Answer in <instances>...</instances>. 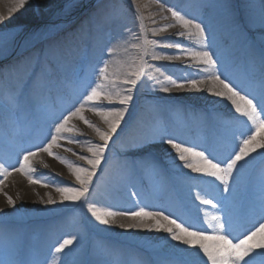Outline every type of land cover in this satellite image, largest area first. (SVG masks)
I'll return each mask as SVG.
<instances>
[{
	"label": "bare ground",
	"instance_id": "6f19581e",
	"mask_svg": "<svg viewBox=\"0 0 264 264\" xmlns=\"http://www.w3.org/2000/svg\"><path fill=\"white\" fill-rule=\"evenodd\" d=\"M222 4H227L228 9L220 7ZM19 6V0H0V20L3 21L0 40L2 36L8 37L7 42L0 43V102L4 103L0 106V119L9 116L4 117L8 120V129L0 120L1 163L9 167L16 165L17 154L26 149L20 142L40 144L48 134L50 114L60 115L70 107L72 97L69 99L66 93H73V101L76 99L77 82L82 80V74L88 81L95 79L102 92H111L113 105L118 106L117 94L122 96L128 87L123 81L136 73L134 99L121 122L124 132L114 147L110 142L111 150L105 153L110 158L101 164L93 178L89 202L104 210L137 207L161 210L178 222L183 220L207 229V234L212 233L208 222L214 215L230 214L234 222L246 216L259 218V205L264 196V157L259 153L264 149H258L248 158L242 171L241 189L225 201L224 197L229 194L221 192L219 182H213L214 189L209 188L208 178L200 174L192 173L200 177L201 183L190 192L179 175L181 171L190 170L177 166L170 145L145 137L167 128L174 138L186 144L207 146L211 143L223 152L230 143L231 131L227 124L234 109L229 102L207 92L212 83L210 79L198 85L204 91L172 88L170 93H164L155 90L170 86V78H181L192 72V69H184L185 64L190 63L193 69L204 66L187 55L179 59H152L153 55L180 50L165 48L159 43L145 45L144 39L156 42L177 39L192 45L190 50L195 51L198 39H189L187 35L179 37V32L187 30L166 8L203 20L215 34V45L227 59L232 80L237 85L241 81L247 84V73L253 72L259 77L264 71L261 62L264 28L259 24L264 14V0H135L132 8L126 0H60L49 11L41 13L37 24L26 27L13 24L14 10ZM253 19L254 24L250 23ZM31 44L27 52L14 54ZM105 47L111 53L105 58L108 72L106 78L95 77L92 66L99 61ZM49 56L61 75L53 69ZM51 74L52 81L48 79ZM144 77L147 82L141 87ZM253 86L259 88L258 84ZM189 87L186 85V89ZM27 102L38 119V128L25 111ZM42 102L52 106L42 110ZM100 103L108 104V101ZM81 115L95 127L73 117L68 123L70 131L63 133L53 146V155L41 152L30 157L29 163L35 171L29 175L46 181L48 187L31 183L29 175L22 172L13 171L6 179L0 174L3 179L0 183V264H184L190 258L186 246L171 241L164 233L120 228L121 223H131L122 216L111 218L110 225H100L91 217L83 200L78 204L60 203L61 194L55 186L65 182L80 187L72 174L74 167L90 166L80 160L79 155L90 157L89 144L102 143L96 128L107 131L102 117L90 108L85 107ZM243 130L246 132L247 128ZM64 137H74L81 143H68ZM130 144L133 147H129ZM68 148L73 151H66ZM57 157L66 162L62 163ZM132 161L137 166L129 171L126 165ZM197 191L213 202L221 201L224 207L200 204L193 199ZM8 196L14 205L8 203ZM49 196L56 204L46 203ZM123 197L131 204L125 205ZM80 215L82 223H74ZM73 238L79 241L65 247L63 252L55 251L63 240Z\"/></svg>",
	"mask_w": 264,
	"mask_h": 264
},
{
	"label": "snow or ice",
	"instance_id": "6c2138e0",
	"mask_svg": "<svg viewBox=\"0 0 264 264\" xmlns=\"http://www.w3.org/2000/svg\"><path fill=\"white\" fill-rule=\"evenodd\" d=\"M134 4L135 0H131ZM20 6L26 3V0H19ZM220 7L228 9L227 4H222ZM166 11L171 13V16L181 22V26L187 32H179V37L188 36L189 39L196 37L198 39V50H190L192 45L184 43L177 39H166L159 42L149 41L145 37L144 44L159 43L165 48H175L180 50L176 53L167 55H153L152 59H179L182 55H187L191 60L197 61L202 68H192L190 63L185 64L184 69H192L187 76L169 80L170 86H164L155 90L164 93H170L172 88L177 90H195L204 91L198 85L204 79L211 80V87L207 92L217 98H221L234 109L233 115L229 117L227 127L231 131L230 143L226 146L223 152L217 150L214 144L205 145L186 144L185 142L174 138L169 133L167 128H161L155 135V142L170 145V150H174L173 160L180 169H188L189 172L181 171L179 175L182 181L189 186L191 192L193 188L200 187V177L208 178L207 187H215L213 182H219L222 193H228L229 197H224L227 201L232 197L234 192H237L242 187V171L248 163V158L258 149H264V71L259 77L255 73H247L248 83L241 81L237 85L229 75L228 62L225 56L215 45V34L211 30V26L203 20L193 18L184 13L167 7ZM0 23H3L0 20ZM250 23L256 21L250 20ZM261 28H264V14L259 19ZM168 27H175L169 25ZM2 31V30H0ZM147 55V51L144 53ZM109 49L105 47L99 61L92 66V72L95 77L106 78L108 65L105 63L106 56H110ZM262 65H264V55L261 57ZM151 67V65H149ZM223 69V71L221 70ZM206 73V76L201 74ZM138 74L133 73L126 78L123 83L128 87L125 94H117V105H113V94L111 92H102L100 85L95 79L88 81L83 79L77 82L76 99L71 102L70 107L62 112L59 116L51 118V124L48 128V134L38 145H33L31 148L22 149L18 153V159L15 166H6L0 163V174H3V179L11 175L13 171L22 172L25 175L34 172L29 160L38 152H46L50 156L53 155L52 148L57 145L58 139L63 133L70 131L68 123L73 117H78L84 121L89 127H95L90 121L86 120L82 111L85 107L96 112L102 117L107 124V131H101L96 128L99 133V138L102 143H90L88 151L92 155H79V159L86 161L90 167L75 166L73 175L80 187L74 185H57L56 191L61 194L60 203L65 201L74 204L80 203L82 200L91 217L100 225H110L116 216L126 217L131 223L125 225L119 224L120 228L127 229H144L149 232H157L166 234L167 238L179 245L186 246L185 251L189 255V259L184 264H264V196H262L259 205V218L254 216H246L239 222H234L229 214L226 217L214 215L208 222V227L212 229L211 234H207V229L198 227L195 223L187 224L183 220L178 222V219L171 214H165L161 210H150L146 207H137L130 210H104L92 205L89 202V192L93 188V178L96 177L97 171L102 163H106L105 153L109 152V144H116V141L121 139L124 129L121 127V122L124 121L125 115L128 112V106L134 99V90L138 83ZM35 79V77H33ZM147 82V77L141 82V87H144ZM258 84L259 88L254 87ZM186 85L190 87L186 89ZM82 88V91L80 89ZM71 99L73 93H66ZM101 100L108 101V104L100 103ZM238 114V115H237ZM243 127L247 128L245 132ZM119 129V133H118ZM115 136V140L113 137ZM68 143H81L80 140L74 137H64ZM133 147V145H129ZM66 151H73L71 148ZM74 155L77 153L73 152ZM264 157V151L259 153ZM61 162H66L63 158ZM255 159V157H253ZM182 162V163H179ZM244 162V163H242ZM136 162L132 161L126 167L129 171H134ZM69 167H73L69 164ZM192 173L200 174V177H194ZM0 179V183H3ZM29 179L33 184H41L48 187L46 181L40 178ZM198 181L193 184L192 181ZM262 186H264V177H262ZM136 196V193H132ZM193 199L199 200L200 204L208 205L213 208L218 206L224 207L221 201L213 202L212 199L202 196L200 192L193 193ZM8 203L14 205V201L10 196L7 197ZM48 204H56V201L49 196L46 200ZM73 239H65L62 244L55 248L56 252H63L64 248L73 244Z\"/></svg>",
	"mask_w": 264,
	"mask_h": 264
},
{
	"label": "rangeland",
	"instance_id": "374dc122",
	"mask_svg": "<svg viewBox=\"0 0 264 264\" xmlns=\"http://www.w3.org/2000/svg\"><path fill=\"white\" fill-rule=\"evenodd\" d=\"M54 1H56V0H26V3L23 5V7L19 6L17 11L14 10V14H13L14 15V21H13V24H16L17 26H21V27L22 26H24V27H26V26H34L40 20L41 13H45V12L49 11L55 5V3L52 4V2H54ZM58 1H60V0H58ZM41 2H43L44 4H48V5L51 4V6L48 7V9H46V10H41L43 8H47V7H43ZM127 2H129V1H127ZM39 6H40V8H39ZM11 8H13V7H11ZM11 8H10V10H11ZM13 15H12V17H13ZM21 20H29V22L25 23V22H21ZM32 20H33V22L31 23ZM1 38L3 39V40H0V43L2 42L1 44L7 42L5 40V39L8 38L6 35L2 36ZM160 46H162V45H160ZM171 97H173V96H171ZM74 132H72V133H74ZM155 133L156 132H153L152 136H145V137L148 138L149 140L151 139V141L152 140L154 141V139H155V135L154 134ZM105 157H106L107 160L110 158L108 155H106ZM67 165L69 166V164H67ZM61 184L65 185L67 183L64 182V183H61ZM125 205H129V204H125ZM78 218H79V216H78ZM78 218H77L76 221L79 222L80 220ZM74 223H76V222H74ZM78 241H79V239H77V238L74 240L75 243H77Z\"/></svg>",
	"mask_w": 264,
	"mask_h": 264
},
{
	"label": "trees",
	"instance_id": "16d2710c",
	"mask_svg": "<svg viewBox=\"0 0 264 264\" xmlns=\"http://www.w3.org/2000/svg\"><path fill=\"white\" fill-rule=\"evenodd\" d=\"M42 3V6H45V5H48V4H44L43 2H41ZM53 3V2H52ZM21 22H25V23H28L29 22V20H21ZM33 22V20L31 21V23Z\"/></svg>",
	"mask_w": 264,
	"mask_h": 264
}]
</instances>
